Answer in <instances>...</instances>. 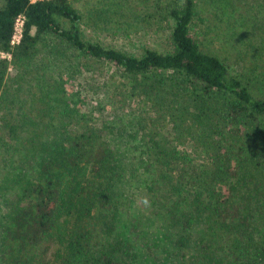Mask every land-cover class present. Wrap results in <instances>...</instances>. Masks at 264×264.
Segmentation results:
<instances>
[{
  "label": "trees",
  "instance_id": "1",
  "mask_svg": "<svg viewBox=\"0 0 264 264\" xmlns=\"http://www.w3.org/2000/svg\"><path fill=\"white\" fill-rule=\"evenodd\" d=\"M112 1L130 8L129 0ZM238 1L223 0L210 10L212 17L222 18L219 26L207 23L197 0H175L167 9L173 23L170 50L145 47L134 54L85 40L79 0H2L0 94L8 69L27 67L40 54L65 57L69 52L85 64L107 62L118 88L130 91L128 110L140 109L139 127L127 134L141 140L127 146L124 159L111 143L124 123L116 131L117 126L98 121L93 110L74 122L76 110L67 109L71 122L62 129L51 109H43L42 115L50 116L44 128L27 131L37 155L35 180L23 185V203L0 227V256L6 264L38 263L35 247L47 240L57 244L46 264H139L141 223L129 214L135 183L147 189L149 211L161 219L171 249L167 264H264L259 232L264 220L263 80L232 70L212 50L222 39L237 45L249 35L239 30L244 21H239ZM246 3L247 23L263 32L262 47L254 50L264 54V0ZM106 10L116 13L110 6ZM20 15L21 38L12 44ZM196 20L202 23L198 30ZM68 69L77 71L71 62ZM54 89L66 93L58 84ZM159 120L172 124L174 134L160 131ZM185 128L199 137L194 153L180 154L174 144ZM190 153L201 159L194 162Z\"/></svg>",
  "mask_w": 264,
  "mask_h": 264
},
{
  "label": "rangeland",
  "instance_id": "2",
  "mask_svg": "<svg viewBox=\"0 0 264 264\" xmlns=\"http://www.w3.org/2000/svg\"><path fill=\"white\" fill-rule=\"evenodd\" d=\"M174 1L131 0L130 2L129 0L130 8L124 9L120 4L112 5V0H79L76 5L83 16L79 29L85 40L97 41L104 46L134 54L142 53L145 47L167 51L171 48L170 33L173 26L172 20L167 16V9ZM220 1L223 2V0H197L200 13L208 16V24L221 25L222 18L218 19L210 14V10L215 11ZM1 2L2 0L0 4ZM236 5L241 12L239 21H244V25L239 30L241 29L242 33L247 31V35L252 36L244 37V41L240 40L237 45H231L233 41L230 39H222L213 45L212 50L225 58L232 70L258 76L264 82V54H256L259 52L254 50L257 45L262 47L263 32L253 30L254 27L247 23L246 13L250 12V9L246 0L238 1ZM108 6L116 13L112 14L111 11L106 10ZM225 17L223 18L226 19ZM231 21L236 24L238 20L235 18ZM195 23V28L198 30L202 23L198 20ZM228 31L226 29L222 33ZM225 40L226 45H224ZM2 55L6 56V54ZM69 62L74 64L77 71L73 73L69 71ZM263 82L260 85L264 91ZM55 84L65 89L66 93L57 92L54 89ZM120 85L114 69L107 62L85 64L76 53L71 56L67 52L65 57L55 52L51 55L40 54L27 67L11 66L8 69L0 94V227L9 218L12 209L23 203H19L23 185L27 181L35 180L37 155L34 149H30L33 144L32 139L28 138L27 131L36 129L35 125L42 128V124L50 119L49 115H42L43 109H51L50 115L55 116L54 121L59 123L54 124L62 129L64 127L68 129L67 123L79 121L82 115L90 113L91 110L94 111L98 121H106L107 125L117 126L116 131L121 128V123H124L122 132L111 140L115 149L123 152L124 159L128 154L127 146L141 143L140 139H134L127 134L139 127L137 121L140 118V113L138 114L140 109L131 110L132 112L128 110L132 107L127 103L131 99L130 91L122 92L125 90L119 89ZM56 96L61 99L63 97V101L52 99ZM133 100L138 101L136 98ZM67 109L76 110L71 121L67 120ZM161 122L160 120L157 122L158 125L162 124L159 130L173 135L174 130L170 128L172 124ZM192 131V128L180 130L179 142L175 140L174 143L180 154L184 151L195 152L193 144L199 141V137ZM46 135L45 132L43 137ZM195 155L190 158L197 162L201 158ZM65 180H68V177L65 176ZM133 188L136 198L132 201L129 214L139 219L141 223L137 242L139 253L142 254L139 264H155L154 261L157 264H167L171 249L163 239L161 219L149 211L151 208L147 206V189L143 184L135 183ZM121 218L124 222L125 215ZM259 232L264 236L263 217L260 218ZM55 244H57L55 241L47 240L35 247L38 259L36 264H46L54 251ZM0 264H6L1 256Z\"/></svg>",
  "mask_w": 264,
  "mask_h": 264
},
{
  "label": "built area",
  "instance_id": "3",
  "mask_svg": "<svg viewBox=\"0 0 264 264\" xmlns=\"http://www.w3.org/2000/svg\"><path fill=\"white\" fill-rule=\"evenodd\" d=\"M31 2H34L36 0H30ZM22 19L23 16L20 15L16 18V22H15V30L12 36V40L11 43L12 44H17L20 41L21 38V34H22Z\"/></svg>",
  "mask_w": 264,
  "mask_h": 264
}]
</instances>
